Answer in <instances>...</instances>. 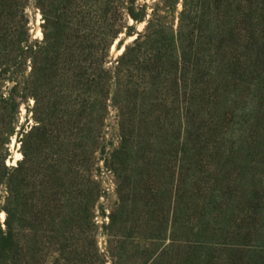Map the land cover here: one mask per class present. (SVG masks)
I'll list each match as a JSON object with an SVG mask.
<instances>
[{"label":"trees","instance_id":"16d2710c","mask_svg":"<svg viewBox=\"0 0 264 264\" xmlns=\"http://www.w3.org/2000/svg\"><path fill=\"white\" fill-rule=\"evenodd\" d=\"M136 4L0 0V264H187L191 241L251 236L256 221L241 217L259 197L234 165L261 150L226 129L264 82V0H163L169 27ZM123 33L136 38L109 69ZM104 169L116 180L109 212Z\"/></svg>","mask_w":264,"mask_h":264},{"label":"rangeland","instance_id":"374dc122","mask_svg":"<svg viewBox=\"0 0 264 264\" xmlns=\"http://www.w3.org/2000/svg\"><path fill=\"white\" fill-rule=\"evenodd\" d=\"M143 6L148 7L147 14L149 17L151 13L156 10L155 19L161 21L166 27L175 23L173 16L163 4V0H137L136 7L142 8ZM179 10H181V5H179ZM27 13L31 19L30 34L32 39L41 40V15L34 2L29 6ZM123 23L126 28L131 27L136 34L143 33L146 26L145 23L134 22L128 16L124 18ZM121 38L124 40V46L121 50L117 49V45L114 46L115 49L114 47L112 48L111 58L107 65L109 69L112 68L113 62L122 55L125 48L132 44L136 36L126 37L123 33ZM260 97L263 106L259 104ZM261 108L264 111V82L260 86L259 93L254 90V94L251 93L246 95L239 106L232 109L231 117L228 121L229 125L226 129V139L231 141L236 147H239L244 139H251L253 149L259 148L261 150L259 154L247 158V161L245 159L246 164L244 165L241 164V162L234 165L235 162H232V165H234L237 171H240L238 168H244L241 181L244 186V194H246V197L249 198L253 196L254 191H257L259 197L257 200V205L259 206L256 212L257 214L250 212L248 215H245V217H241L243 220L252 219L256 221L255 226H249L253 227L254 230L249 239L246 240V243L237 242L234 236H229L226 240L219 238V240L204 241L203 243L191 241L188 244L190 253H193L190 258H195L196 261L194 262L192 259V261L190 260L187 264H228L225 260L229 255L236 256L235 259L237 260L236 263L232 262L231 264H264V158H260V156L264 154V120L258 121L256 116V113L259 112ZM26 117V111L22 107L19 115L20 125L25 124ZM107 141L112 142L113 147L118 145L117 126L114 121L113 112H111L108 121ZM12 150L14 159H16V156L19 154L13 147ZM9 164H13V162H9ZM235 174H237V172L232 170L228 176L235 177L237 176ZM98 177L103 182L106 191V196L102 199V202L109 212L113 209L116 201V180L114 174L107 169L102 170ZM0 220H4L1 212ZM135 243L136 245L142 246L145 244L142 241H136ZM99 246L104 252L107 247V238L100 237Z\"/></svg>","mask_w":264,"mask_h":264},{"label":"bare ground","instance_id":"6f19581e","mask_svg":"<svg viewBox=\"0 0 264 264\" xmlns=\"http://www.w3.org/2000/svg\"><path fill=\"white\" fill-rule=\"evenodd\" d=\"M114 49H115V47H114ZM120 53H121V52H120ZM19 158H20V155H17L15 161H17ZM2 217H3V219H4V217H5V215H4L3 213H2Z\"/></svg>","mask_w":264,"mask_h":264}]
</instances>
